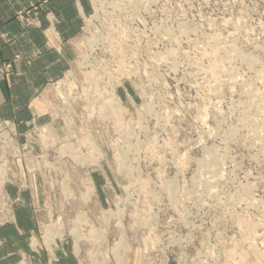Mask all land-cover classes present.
Listing matches in <instances>:
<instances>
[{
    "label": "rangeland",
    "instance_id": "1",
    "mask_svg": "<svg viewBox=\"0 0 264 264\" xmlns=\"http://www.w3.org/2000/svg\"><path fill=\"white\" fill-rule=\"evenodd\" d=\"M72 1L0 62L66 65L0 121V264H264V0Z\"/></svg>",
    "mask_w": 264,
    "mask_h": 264
},
{
    "label": "crops",
    "instance_id": "2",
    "mask_svg": "<svg viewBox=\"0 0 264 264\" xmlns=\"http://www.w3.org/2000/svg\"><path fill=\"white\" fill-rule=\"evenodd\" d=\"M39 1L41 0H0V33L5 36L6 41L0 50V62L17 54L29 56L34 49L43 45L42 31L47 27V11L57 16L55 29L63 40L77 32L82 7L72 0H48L49 4L43 7V12L38 16L37 25L25 27L15 18L17 11L29 8ZM65 67L64 61L55 52H48L37 58L31 67L20 69L21 74H15L18 69H14L8 82L0 81V121L11 119L16 111L29 105L36 93L46 83L59 77Z\"/></svg>",
    "mask_w": 264,
    "mask_h": 264
},
{
    "label": "bare ground",
    "instance_id": "3",
    "mask_svg": "<svg viewBox=\"0 0 264 264\" xmlns=\"http://www.w3.org/2000/svg\"><path fill=\"white\" fill-rule=\"evenodd\" d=\"M209 168H210V167H209ZM210 174H211V173H210ZM203 176H205V173H204ZM104 220H105V222H107V218H106V217L104 218ZM46 233H47V236H46V234H45V236H46L47 238L44 236V238L46 239V240L44 241V244L46 245V247H47L48 249H50V247H51V243H52L53 239L56 237V235L53 233V231L51 232L50 229H48V230L46 231ZM121 252H122V251H121Z\"/></svg>",
    "mask_w": 264,
    "mask_h": 264
}]
</instances>
